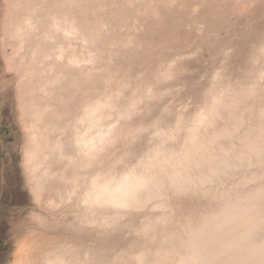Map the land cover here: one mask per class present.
Returning <instances> with one entry per match:
<instances>
[{
	"label": "bare ground",
	"instance_id": "bare-ground-1",
	"mask_svg": "<svg viewBox=\"0 0 264 264\" xmlns=\"http://www.w3.org/2000/svg\"><path fill=\"white\" fill-rule=\"evenodd\" d=\"M90 1L7 0L9 35L19 42L13 54L33 43L21 96L28 131L21 169L37 226L5 264H176L186 225L211 210L215 196L264 190V44L250 51L249 69L262 60L256 75L219 66L198 101L183 102L173 95L183 54L140 72L110 63L137 43L133 22L183 4L190 21L223 0H116L95 12ZM186 144L192 154L177 163L173 154ZM161 150L145 172L141 161ZM141 174L147 189L122 197Z\"/></svg>",
	"mask_w": 264,
	"mask_h": 264
},
{
	"label": "rangeland",
	"instance_id": "rangeland-1",
	"mask_svg": "<svg viewBox=\"0 0 264 264\" xmlns=\"http://www.w3.org/2000/svg\"><path fill=\"white\" fill-rule=\"evenodd\" d=\"M113 1L116 0H91L90 8L94 12L109 8ZM211 2L194 14V19L190 21V7L187 9V5L183 4L171 8L170 15L163 13L157 19L144 17L133 22V25L140 26V31H133L137 43L129 48H122L110 67L116 71L129 67L134 72H140L148 65L183 54L177 64L183 65L181 67H185V70L175 82L180 89L173 90V95H180L183 102L188 98L198 101L200 93L214 75L215 72L212 71L215 68L219 70L224 65H230L229 67H237V73L242 76L246 75L245 70L247 75H256L260 71V65L264 68V62L258 61L261 64L256 65V71L255 66L252 69L248 67L253 55L250 54L252 45L264 44V0ZM7 7V0H0V264H5L23 236L37 226L30 220V210L34 208V203L28 194L27 184L22 179L21 169L22 155L28 143L21 96L23 76L30 68V48L33 43H29L25 53L13 54L18 52L19 42L9 35ZM122 16L121 14L120 17ZM197 20L204 30L202 33L196 27ZM15 55L16 58L10 60ZM253 69L254 74L251 72ZM48 227L52 233H65L62 227Z\"/></svg>",
	"mask_w": 264,
	"mask_h": 264
},
{
	"label": "clouds",
	"instance_id": "clouds-1",
	"mask_svg": "<svg viewBox=\"0 0 264 264\" xmlns=\"http://www.w3.org/2000/svg\"><path fill=\"white\" fill-rule=\"evenodd\" d=\"M191 154L192 149L186 144L182 154L173 155L178 158L177 163H182ZM164 156L162 150L149 154L141 161L145 172ZM165 162H170V158L166 157ZM180 175L177 172L175 178ZM138 177L122 197L134 199L147 189L150 180L143 174ZM214 200L211 210L186 225L176 264H264V190L247 193L233 187L221 191ZM119 206L126 204L122 201Z\"/></svg>",
	"mask_w": 264,
	"mask_h": 264
}]
</instances>
